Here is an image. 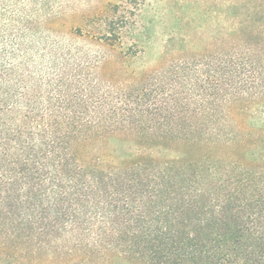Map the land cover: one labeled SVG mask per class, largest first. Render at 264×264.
Wrapping results in <instances>:
<instances>
[{
    "label": "trees",
    "instance_id": "1",
    "mask_svg": "<svg viewBox=\"0 0 264 264\" xmlns=\"http://www.w3.org/2000/svg\"><path fill=\"white\" fill-rule=\"evenodd\" d=\"M28 1L0 0V264H264V134L245 120L264 114V15L208 69L126 82ZM111 137L182 155L85 157Z\"/></svg>",
    "mask_w": 264,
    "mask_h": 264
},
{
    "label": "rangeland",
    "instance_id": "2",
    "mask_svg": "<svg viewBox=\"0 0 264 264\" xmlns=\"http://www.w3.org/2000/svg\"><path fill=\"white\" fill-rule=\"evenodd\" d=\"M26 7L41 15L42 31L60 38L65 46L72 44L116 61L118 77L126 82L184 60L208 69V64L218 61L224 42L237 37L235 21L246 14L257 19L264 15V0H29ZM111 20L126 24L123 36L104 42L99 37L108 33ZM247 110L253 117L246 123L264 134L259 103ZM81 149L85 157L113 162L134 154L159 160L182 155L173 146L138 147L124 137L95 140Z\"/></svg>",
    "mask_w": 264,
    "mask_h": 264
}]
</instances>
